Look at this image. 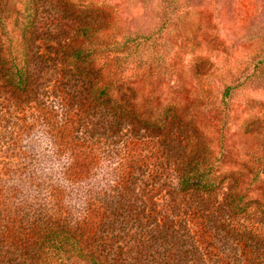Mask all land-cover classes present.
<instances>
[{"label":"rangeland","instance_id":"374dc122","mask_svg":"<svg viewBox=\"0 0 264 264\" xmlns=\"http://www.w3.org/2000/svg\"><path fill=\"white\" fill-rule=\"evenodd\" d=\"M21 34L32 46L30 92L0 77V238L16 230L12 247L0 243V264H37L21 232L52 221L76 229L108 264H158L153 256L167 243L160 247L157 225L203 218L193 209L202 197L180 189L185 135L198 141L193 162L215 185L210 202L226 214L237 206L225 220L240 221L233 229L248 219L237 246L215 236L204 264L232 252L238 264H264L248 230L253 219L264 230V0H0V55L10 56ZM92 80L133 109L118 130L88 94ZM43 103L56 123L74 119L70 147L55 144ZM152 123L150 136L142 125ZM91 126L101 137L89 145L113 156L102 153L79 179L67 168L71 149L80 152ZM129 141L147 142L137 160ZM133 202L136 210L121 215ZM143 202L149 207L141 215Z\"/></svg>","mask_w":264,"mask_h":264},{"label":"trees","instance_id":"16d2710c","mask_svg":"<svg viewBox=\"0 0 264 264\" xmlns=\"http://www.w3.org/2000/svg\"><path fill=\"white\" fill-rule=\"evenodd\" d=\"M33 1L34 0H28L30 4ZM21 39L22 40L19 44L17 43L16 45H13L14 48L10 49V56L7 57L5 55H0V77L14 90H18L20 93H29V87L32 82V75L30 72V50H32V46L30 43L24 40L25 36L23 34H21ZM77 68L79 69V65ZM87 75H89V71L85 70V67H82L81 77L85 78ZM93 80L88 81L87 83L89 86L87 88L88 94L91 93L93 100L98 104L104 105V111L108 110L110 113H112L113 120L109 122L107 127L109 129L114 128V131L118 130L119 125L124 118L127 119L130 115L131 118L135 116V114H133V109H128L124 105L125 100L121 95V97L118 98L113 97L110 94V90H107L108 86L101 84L99 87L95 88L96 82L94 83ZM41 114L43 120L53 132L52 136L55 139V144L58 145L60 142L61 144L65 142V146L70 147V145H72V140L70 137L72 135L71 129L75 125L74 119H71L69 124L66 121L63 123H56V121H54L55 116L53 114V110L44 103L43 107H41ZM142 126L146 131L149 130L148 133L151 136L155 131L154 126L157 125L152 123V127L149 125L147 126L146 124ZM99 128L106 131V127L102 125ZM95 134H99L101 137L99 129L95 131L94 127H88V133L81 144L80 152L74 153L73 147L71 149L72 156L70 157L72 158V161L67 168L71 173H73L74 176H76V178L79 177L80 179V177L85 176L87 172L92 169V166H94L96 160L101 158L102 153L105 158H111L113 156V154L110 153L109 148L105 149L106 147H95V149H92V146L89 144L92 142V138L94 137L93 135ZM185 139L187 142H185L183 145L184 149L179 156V163L177 165V173L181 182L180 189L181 191L185 193L188 192L191 195L194 193L198 199L202 197L201 200H197V205L194 206L193 209H196L194 211L197 213H195L197 218L200 217V214H203V218L202 221H197L196 223L193 222L192 219H187L182 221L184 224H181V226L179 225L180 220L178 219H171V221L166 220V222L163 224L159 223L157 225L158 229L156 231V238L161 241V243H159L160 247L165 246L164 243H167V246L162 247L163 249H156L157 253L153 257H156L158 264H197L196 262L204 264L206 262V257H211L212 255L214 256V253L211 251L212 247H210V245H215V241L221 238L227 241L232 239V241L237 246L239 239H241V235L238 239L235 234L240 229L247 230V227L242 225L248 219L242 220L243 224L238 225V230L237 228L233 229V226L239 224V220L236 222L234 221L233 223L231 221L228 223L225 221L226 219L230 218L231 215H234L235 217L237 206H234L230 213L226 214L227 211L223 207H220L217 203H214L215 201L210 202V194L213 193L215 185L212 183V181H208V174L206 173V170L202 168V163L196 164L193 162L194 155L200 151L197 147H195L196 145L193 142L198 141L196 139L191 141L188 135H185ZM145 143L147 142L141 143L137 141V143H134V141H129L127 148L129 149V152H134V157H132L133 160H137L139 158L136 154L137 151L140 150L138 146L140 145L142 147L145 145ZM197 145H201L200 142ZM58 147L60 148V145ZM127 192L133 193L134 189L128 188ZM119 203L121 202H118V204ZM108 204L111 206L113 205L114 208L116 206L115 202H109ZM128 206L129 207L125 209L123 211L124 213H121V215L126 213L129 214L136 210L134 202L129 203ZM146 207H149L148 202H143L141 215L146 210ZM110 208V211L113 212V208ZM241 208L243 209L244 207L240 205L239 210ZM197 211L201 213L199 214ZM138 213H140V211H138ZM130 215L131 217L135 216L134 213ZM144 216H148V211L147 214L142 216V218H145ZM191 223L192 225L196 224L197 227H200L195 233L190 231L192 230L190 228ZM208 223L210 224L208 225ZM261 223L262 222L259 220L253 219L249 225L250 229L248 230L252 233L251 240L253 241L254 248L256 250L262 249L264 251V230H262L260 227ZM207 228L210 230L209 232H206ZM13 230L14 229H11L10 231L5 232V234H3V236L0 238V243L3 241L7 246L12 247L15 242L13 233L16 232V230L14 232ZM42 230L43 234L40 235V237H37L39 236V233H36L39 231L42 232ZM42 230L39 228L35 229L33 227V223H31L29 224L27 231L21 232L24 238L23 241L26 242V244L33 246L32 251L34 252V259L37 261V264H51L52 262L53 264H66L67 261L72 262L74 258L84 260L88 264H108L99 255L91 253L84 246L83 240L76 229L72 230L71 228L66 227L64 224H58L55 221H52V223L49 222ZM215 236H219V239H216ZM234 238L237 239L235 240ZM216 259L219 264H238L239 261L238 252H232L220 256L216 255ZM214 261L216 260L214 259Z\"/></svg>","mask_w":264,"mask_h":264}]
</instances>
